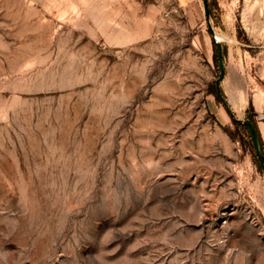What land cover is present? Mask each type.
<instances>
[{
    "label": "rangeland",
    "instance_id": "obj_1",
    "mask_svg": "<svg viewBox=\"0 0 264 264\" xmlns=\"http://www.w3.org/2000/svg\"><path fill=\"white\" fill-rule=\"evenodd\" d=\"M217 34L264 143V0H0V264H264Z\"/></svg>",
    "mask_w": 264,
    "mask_h": 264
},
{
    "label": "water",
    "instance_id": "obj_2",
    "mask_svg": "<svg viewBox=\"0 0 264 264\" xmlns=\"http://www.w3.org/2000/svg\"><path fill=\"white\" fill-rule=\"evenodd\" d=\"M215 39H216V46H217V49H218V62H219V69H220L219 77L216 80V88H217L218 96L224 102V104L226 105L227 109L229 110L231 115L235 118V120H237L239 122H243L248 127L249 132H250L251 137H252V140H253V145H254V149H255L257 158H258L259 162L261 163V165L264 168V153H263L261 145H260V138H259L258 130H257L254 122L252 120H241V119L236 118V116L232 112V109H231L229 103L227 102L223 92H222L221 83H222V81H223V79L225 77V74H226V65H225V59H224V52H223L222 43H221V41H219L216 38V36H215Z\"/></svg>",
    "mask_w": 264,
    "mask_h": 264
},
{
    "label": "trees",
    "instance_id": "obj_3",
    "mask_svg": "<svg viewBox=\"0 0 264 264\" xmlns=\"http://www.w3.org/2000/svg\"><path fill=\"white\" fill-rule=\"evenodd\" d=\"M214 42H215V41H214ZM215 46H216V42H215ZM215 59H216L217 65H218V55H217V53H215ZM212 93H214L215 95L218 96L217 90H216L214 87H213ZM253 122H254V124H255L257 130H258V134H259V138H260V145H261L262 151H263V153H264V143H263V140H262V138H261V134H260V131H259L258 124H257V122L254 121V120H253ZM235 124H236V126L238 127V129L244 130V132H245L246 135H247L248 140H249L250 143H251V146L253 147V140H252L251 134H250L249 129H248V127L246 126V124H244L243 122H239V121H237V120H235ZM252 151H253V155H254V157H255V159H256V162H257L258 165L262 168V166H261V164H260V162H259V160H258V158H257V155H256V152H255L254 147H253Z\"/></svg>",
    "mask_w": 264,
    "mask_h": 264
},
{
    "label": "bare ground",
    "instance_id": "obj_4",
    "mask_svg": "<svg viewBox=\"0 0 264 264\" xmlns=\"http://www.w3.org/2000/svg\"><path fill=\"white\" fill-rule=\"evenodd\" d=\"M216 37H217V39H218L219 41L222 40V38H221V36H220L219 34H217Z\"/></svg>",
    "mask_w": 264,
    "mask_h": 264
}]
</instances>
